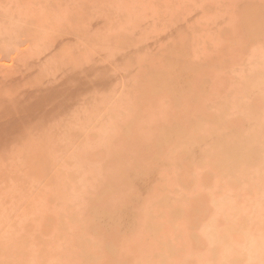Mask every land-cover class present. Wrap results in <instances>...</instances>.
<instances>
[{"label":"rangeland","instance_id":"rangeland-1","mask_svg":"<svg viewBox=\"0 0 264 264\" xmlns=\"http://www.w3.org/2000/svg\"><path fill=\"white\" fill-rule=\"evenodd\" d=\"M262 24L0 0V264H264Z\"/></svg>","mask_w":264,"mask_h":264},{"label":"bare ground","instance_id":"bare-ground-1","mask_svg":"<svg viewBox=\"0 0 264 264\" xmlns=\"http://www.w3.org/2000/svg\"><path fill=\"white\" fill-rule=\"evenodd\" d=\"M254 12H255V11H254ZM252 14H253V13H252ZM252 16H253V15H251L250 17H252ZM254 16H255V15H254ZM254 16H253V17H254ZM255 18H256V17H255ZM257 18H258V17H257ZM257 18H256V19H257ZM247 19H249V18L247 17ZM256 19H255V20H256ZM253 20H254V19H253ZM248 22H251V21H248ZM254 22H255V21H254ZM256 22H258V21H256ZM251 23H252V22H251ZM255 24H256V23H255ZM255 24H254V25H255ZM258 24H259V23H258ZM251 25H252V24H251ZM254 25H253V26H254ZM262 25H263V24H262ZM260 26H261V25H260ZM263 26H264V25H263ZM254 28H255V27H254ZM254 28H253V30H254ZM257 28L260 29L259 25H258ZM257 28H256V29H257ZM249 29H252V28L250 27ZM249 29H248V30H249ZM256 29H255V30H256ZM259 29H258V30H259ZM251 32L254 33L253 31H251ZM262 32H263V31H262ZM255 33H257V32H255ZM255 33H254V34H255ZM259 35H261V34H259ZM168 80H169V79H168ZM167 82H168V81H167ZM168 83L170 84V82H168ZM171 86H172V85H171ZM168 89H169V88H168ZM171 91H172V90H171ZM171 91H170V92H171Z\"/></svg>","mask_w":264,"mask_h":264}]
</instances>
